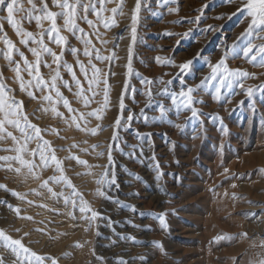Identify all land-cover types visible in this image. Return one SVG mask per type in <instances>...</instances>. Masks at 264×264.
<instances>
[{"label":"rangeland","instance_id":"rangeland-1","mask_svg":"<svg viewBox=\"0 0 264 264\" xmlns=\"http://www.w3.org/2000/svg\"><path fill=\"white\" fill-rule=\"evenodd\" d=\"M92 3L104 9L99 21L84 14L95 27L79 8L75 35L57 17L61 46L43 32L49 22L14 14L17 27L43 34L56 63L36 43L22 44L0 11V84L21 106V129L7 128L17 139L0 140V232L28 250L0 242V264H261L264 30L252 27L243 0H123L115 14L119 0ZM29 49L40 61L32 74ZM77 80L88 106L75 95ZM97 110L100 119L87 115ZM25 125L41 139H26Z\"/></svg>","mask_w":264,"mask_h":264},{"label":"snow or ice","instance_id":"snow-or-ice-1","mask_svg":"<svg viewBox=\"0 0 264 264\" xmlns=\"http://www.w3.org/2000/svg\"><path fill=\"white\" fill-rule=\"evenodd\" d=\"M37 2L39 3V7H37ZM103 3H112L114 0H102ZM26 3L29 5V8L25 9L24 5L21 3V0H0V11H6L7 13V21L10 23L13 28H15L17 35L26 37V39H22L20 42L24 44L26 47L28 46L29 41L36 43L38 46H40L41 50L46 53L47 55L51 56L53 58V63H56L60 60V57L56 56L55 53L51 51V49L47 48L43 44V34L40 35L39 38L36 36H33L32 33L23 31L20 27H17V25L20 23V21H17L13 19L14 14H21L25 13L24 18L28 22H35L37 25L41 24V21H47L50 24V27L48 29H44L43 32L47 33L50 42L56 44L57 46H61L63 42L65 41V37L59 35L61 29H59L56 25V19L59 17L62 19L63 24L65 26L64 30L72 32L73 35H75L77 32H82L81 29L77 27L76 20L78 18L77 9H80L79 18L83 19L90 27H95L92 21L87 19V16L84 15L85 13H88L89 11H93V13L96 15L97 20H101V12L104 10L101 8L100 11H96V5L92 3V0H52V4L54 7L59 8L60 11L57 13H53L49 11L48 4L46 0H26ZM243 3L246 5L247 8V15L251 17V25L253 28H261L264 30V0H243ZM123 6V0H119L118 8L112 9L111 11L115 14L120 8ZM139 8V4H137V10ZM243 11V10H242ZM135 22V17L133 18ZM106 26H108V22L105 21ZM111 26H116L114 20L112 21ZM55 34V35H53ZM4 43L8 45L9 51L13 49L14 45L5 37ZM33 53V55L37 56V62L35 65L28 64L27 60L25 59L24 63L26 65V71L29 72V74H32L33 70L36 72L39 71V56L36 50L29 49ZM252 49H249V52H251ZM262 52H264V49H261ZM89 53L85 52V55H88ZM22 56V54H21ZM9 61H11V55L8 56ZM97 59L103 60L106 59L104 57L97 56ZM46 67L51 68V65H46ZM81 70L83 71L84 66L81 65ZM219 67V65L217 66ZM189 68V64H184L181 66V71H184L185 69ZM69 70H71L69 68ZM17 74L19 73V68L15 69ZM215 71V69H214ZM98 74V70H96ZM247 75V74H245ZM75 78V77H74ZM33 79L36 80V87L39 89L41 87L47 88L48 85L45 83L42 78H39L38 76H33ZM59 79V73L57 72L56 77H54L52 81V90H55V80ZM97 77L94 76L92 83H98ZM106 83V82H105ZM77 87L80 88V82L76 81ZM31 86V83L30 85ZM65 87H68L67 84L64 85ZM92 84L89 85V88L91 89ZM24 84H21V90H23ZM7 91L6 87L3 84H0V140H3L5 138H9L12 140H16L17 138L12 136L11 132L7 131L8 127L21 129L20 119H16L19 115V112L21 110V106L14 100L8 101L4 95V93ZM192 89H188L186 93H181V96H189V94L192 92ZM57 96L60 97V93L57 91ZM31 96L32 94L29 93ZM75 95L80 96L83 99V102L85 106H88L90 98L85 96L83 93V89L80 88V91L75 93ZM108 96V90L105 89L104 92V107L107 106V103L109 102L107 99ZM34 98V97H33ZM64 106L68 108L69 111H73L68 105V102L66 100H63V97H60ZM46 99H50V97H46ZM92 100H94V96L91 97ZM173 103H176V100H173ZM190 105L188 103H185V107H189ZM57 115H60L57 113ZM90 117H95L96 119H100L99 110L89 112L87 114ZM81 120H83L85 117L81 115L79 117ZM25 121L27 120L26 117H22ZM73 123H76V117H73ZM77 127L79 128V124H77ZM32 128L33 131L36 133L34 137L27 136L26 129ZM83 130V129H81ZM22 135L26 136V139L32 140V139H41L39 137V130L35 128L33 125H25V129L21 132ZM92 135H96L97 130L93 129L91 130ZM27 145L25 144L23 148L20 149H13V151H26ZM31 156L36 155L35 152L28 153ZM40 160L45 165L48 166V159L46 158V154L43 151V148L40 152ZM5 160H8L7 157L4 158ZM13 159H16L23 167L28 168L29 171L32 170V168L35 166L32 163H29L27 160H24L21 156L13 157ZM51 159L56 163L57 169H60V162L55 160V156L53 155ZM75 159V157H73ZM79 163H85L83 161H78ZM14 170V169H9ZM18 171V169H15ZM65 183H69L67 180L64 181ZM0 242H7L8 245H16L19 247L22 251L27 252V249H24L23 246L19 241H11L7 236H5L2 232H0ZM34 256V254H33ZM34 259L37 261H41V257L34 256ZM261 264H264V261L261 262Z\"/></svg>","mask_w":264,"mask_h":264}]
</instances>
